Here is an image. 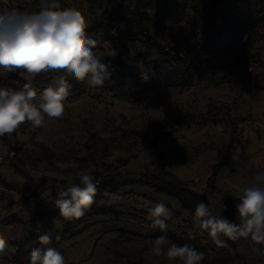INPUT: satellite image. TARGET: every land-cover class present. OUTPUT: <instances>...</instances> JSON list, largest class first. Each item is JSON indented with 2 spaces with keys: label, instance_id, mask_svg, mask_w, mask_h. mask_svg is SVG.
I'll return each mask as SVG.
<instances>
[{
  "label": "rangeland",
  "instance_id": "rangeland-1",
  "mask_svg": "<svg viewBox=\"0 0 264 264\" xmlns=\"http://www.w3.org/2000/svg\"><path fill=\"white\" fill-rule=\"evenodd\" d=\"M59 3L82 12L90 38L110 42L93 49L110 76L101 86L65 72L29 78L39 95L63 75L69 95L61 118L42 113L41 126L26 121L0 137V264H30L31 251L46 247L66 264H182L152 252L159 236L203 253L200 264H264V245L250 238L215 245L194 221L198 200L183 191L240 223L238 196L264 170V0H118L112 21L93 30L104 2ZM10 9L39 11L40 0H0V12ZM139 10L152 18L149 36ZM15 79L0 70V86ZM95 171L103 177L90 208L61 216L58 193ZM156 203L171 212L165 231L152 227ZM44 234L51 244H40Z\"/></svg>",
  "mask_w": 264,
  "mask_h": 264
},
{
  "label": "clouds",
  "instance_id": "clouds-1",
  "mask_svg": "<svg viewBox=\"0 0 264 264\" xmlns=\"http://www.w3.org/2000/svg\"><path fill=\"white\" fill-rule=\"evenodd\" d=\"M87 29L88 21L82 12L76 8L61 9L59 0H40V10L31 13L20 9L0 12V70L18 73L20 77L10 85L0 86V137L11 135L26 121L34 127L41 126L44 123L42 113L50 119H59L64 114V102L69 95L65 76L61 75L55 87H47L39 95L29 78L53 71L65 72L76 81H86L89 86L104 84L110 76L109 68L93 49L107 47L110 42L90 38ZM115 54L112 49V55ZM221 130L222 126L218 125L217 131ZM98 183L91 174L84 173L80 176V184L58 193L55 205L60 215L66 219L82 217L94 202ZM238 201L235 207L240 223L213 215L205 202L197 204L194 221L208 231L218 247L227 246L222 237L232 241L250 238L255 244L264 245V170L258 171L242 188ZM148 211L152 227L165 231L170 209L164 203H156ZM38 240L41 245L52 242L49 234L39 236ZM165 245L170 246L165 250ZM6 247L7 240L0 235V254ZM152 252L182 264H200L204 258L195 248L171 243L166 236L155 238ZM30 264L66 262L58 250L46 247L31 251Z\"/></svg>",
  "mask_w": 264,
  "mask_h": 264
},
{
  "label": "trees",
  "instance_id": "trees-1",
  "mask_svg": "<svg viewBox=\"0 0 264 264\" xmlns=\"http://www.w3.org/2000/svg\"><path fill=\"white\" fill-rule=\"evenodd\" d=\"M95 1L97 0H89V2L91 4H93ZM102 2L105 3V7H104V10L102 12V15L100 17V19L96 20L95 23L93 24V26L90 28V29H98V28H102L104 27V22L105 21H108V22H111L112 19H113V14H114V11H115V8L118 4V0H101ZM152 21V18L150 16V14L146 11V10H139L137 12V15H136V24L138 26V28L140 29V31L143 33L144 36H149V31L147 29V25H149ZM261 22L263 23L264 22V19L261 20ZM106 34L108 36V38L114 43V45H117L119 43V39L117 37H115L110 30H106ZM129 76H124L122 78H120L121 80H124V79H127ZM232 154L231 153H228L224 156V158L219 162V166L220 167H225L230 158H231ZM103 177V174L98 172V171H95L94 172V178L95 179H99V178H102ZM161 189L166 192V193H171V191H174L176 190V187L175 186H162ZM185 192H189V193H192L195 198L198 200V202H205L207 203L211 209H212V206L209 202H207V200L205 199L204 196L196 193V192H191L189 190H183ZM213 212V210H212Z\"/></svg>",
  "mask_w": 264,
  "mask_h": 264
},
{
  "label": "built area",
  "instance_id": "built-area-1",
  "mask_svg": "<svg viewBox=\"0 0 264 264\" xmlns=\"http://www.w3.org/2000/svg\"><path fill=\"white\" fill-rule=\"evenodd\" d=\"M250 70H253V67H250ZM16 76H18V79H20V77H19V75H18V73H14ZM4 162V158H0V166L2 165V163ZM5 190V188L1 185V183H0V192L1 191H4Z\"/></svg>",
  "mask_w": 264,
  "mask_h": 264
}]
</instances>
